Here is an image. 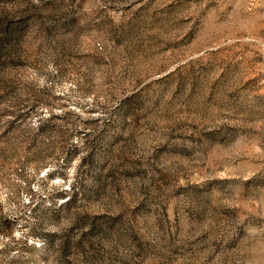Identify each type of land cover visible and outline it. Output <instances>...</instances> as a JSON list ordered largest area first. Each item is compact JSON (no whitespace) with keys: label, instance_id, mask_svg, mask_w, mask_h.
<instances>
[{"label":"rangeland","instance_id":"obj_1","mask_svg":"<svg viewBox=\"0 0 264 264\" xmlns=\"http://www.w3.org/2000/svg\"><path fill=\"white\" fill-rule=\"evenodd\" d=\"M0 264H264V0H0Z\"/></svg>","mask_w":264,"mask_h":264}]
</instances>
